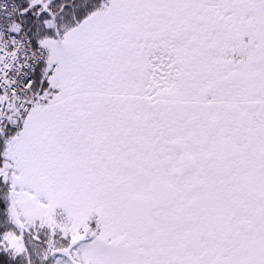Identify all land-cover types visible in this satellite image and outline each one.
Masks as SVG:
<instances>
[{
	"label": "snow or ice",
	"instance_id": "1",
	"mask_svg": "<svg viewBox=\"0 0 264 264\" xmlns=\"http://www.w3.org/2000/svg\"><path fill=\"white\" fill-rule=\"evenodd\" d=\"M0 264H264V0H0Z\"/></svg>",
	"mask_w": 264,
	"mask_h": 264
}]
</instances>
